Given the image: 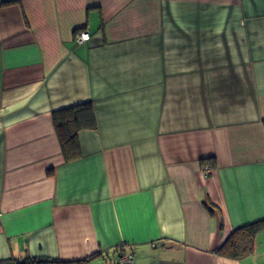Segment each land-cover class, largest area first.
Listing matches in <instances>:
<instances>
[{
	"label": "crops",
	"instance_id": "crops-1",
	"mask_svg": "<svg viewBox=\"0 0 264 264\" xmlns=\"http://www.w3.org/2000/svg\"><path fill=\"white\" fill-rule=\"evenodd\" d=\"M263 121L264 0H0V263L264 264Z\"/></svg>",
	"mask_w": 264,
	"mask_h": 264
},
{
	"label": "trees",
	"instance_id": "trees-1",
	"mask_svg": "<svg viewBox=\"0 0 264 264\" xmlns=\"http://www.w3.org/2000/svg\"><path fill=\"white\" fill-rule=\"evenodd\" d=\"M92 119V107L90 103H83L53 112L56 132L59 136L62 154L66 161L71 162L80 158L81 150L78 142V134L81 130L93 126ZM262 230H264V219L238 227L232 231L220 248L217 249L216 253L233 260L245 259L253 254L256 236ZM99 254L95 253L84 261L91 260L99 256ZM17 264L69 263L48 257H35L28 258Z\"/></svg>",
	"mask_w": 264,
	"mask_h": 264
},
{
	"label": "built area",
	"instance_id": "built-area-1",
	"mask_svg": "<svg viewBox=\"0 0 264 264\" xmlns=\"http://www.w3.org/2000/svg\"><path fill=\"white\" fill-rule=\"evenodd\" d=\"M91 38V35L88 32H83L80 35H78L77 40L79 43H84L89 41ZM132 263V256L129 254H123L120 257V264H130Z\"/></svg>",
	"mask_w": 264,
	"mask_h": 264
}]
</instances>
